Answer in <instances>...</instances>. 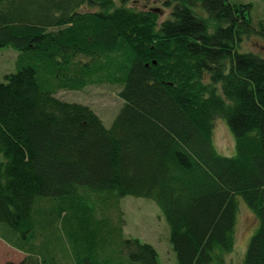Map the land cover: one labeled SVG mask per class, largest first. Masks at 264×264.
I'll list each match as a JSON object with an SVG mask.
<instances>
[{
	"label": "trees",
	"instance_id": "1",
	"mask_svg": "<svg viewBox=\"0 0 264 264\" xmlns=\"http://www.w3.org/2000/svg\"><path fill=\"white\" fill-rule=\"evenodd\" d=\"M121 1L0 0V48L20 52L18 71L0 82V224L29 244L41 200L80 189L151 199L177 264H225L244 203L258 228L241 264H264V57L238 51L246 38L264 39V19L253 24L251 4L166 0L160 23L154 8ZM35 61L54 71L52 91ZM106 84L124 103L111 128L89 106L55 96ZM218 118L235 155L215 145ZM100 232L94 240L111 249L88 264H160L152 245L121 228ZM25 253L7 264H40Z\"/></svg>",
	"mask_w": 264,
	"mask_h": 264
},
{
	"label": "rangeland",
	"instance_id": "2",
	"mask_svg": "<svg viewBox=\"0 0 264 264\" xmlns=\"http://www.w3.org/2000/svg\"><path fill=\"white\" fill-rule=\"evenodd\" d=\"M114 1L122 5L121 0ZM165 1L127 0L126 5L136 10L153 8L162 10L159 19L161 23L169 18L171 13V8L165 6ZM228 1L237 5L251 4L250 17L255 26L264 19V0ZM241 45L238 48L240 53L253 52L264 57V39L253 36L244 39ZM19 56L20 52L12 47L0 48V82L6 81L7 74L18 71ZM33 65L37 67L41 87L48 91L55 89L57 81L50 77L54 71L52 72V69L39 61H35ZM46 69L49 72L43 75ZM119 91V86L106 84L88 86L82 91L61 90L55 96L66 102L89 106L99 115L104 125L111 128L124 105L118 96ZM213 139L220 153L236 154L234 135L224 119H216ZM0 162H5L1 154ZM86 191L80 189L76 196L64 200L44 199L38 202L35 210L37 236L29 244V241L23 240L9 226L0 224V247L3 246L4 249L2 251L0 248V264L22 262L27 256L25 253L27 250L34 253L40 264L92 263L94 256H99L100 248L104 251L111 249L110 245L107 247L99 245L98 236L102 227L104 229L119 227L125 239H139L143 243L152 245L158 252L160 264H177L176 254L170 242L169 226L154 200L132 196L121 200L105 199L106 195L95 197L90 191L89 193ZM104 220H107L108 224L102 223ZM257 228V217L242 203L234 232L233 250L223 255L225 264L242 263L248 244ZM95 235L99 238L97 241L94 240ZM92 247H94L93 253Z\"/></svg>",
	"mask_w": 264,
	"mask_h": 264
},
{
	"label": "water",
	"instance_id": "3",
	"mask_svg": "<svg viewBox=\"0 0 264 264\" xmlns=\"http://www.w3.org/2000/svg\"><path fill=\"white\" fill-rule=\"evenodd\" d=\"M153 11L156 12V13H161L160 9H153Z\"/></svg>",
	"mask_w": 264,
	"mask_h": 264
},
{
	"label": "crops",
	"instance_id": "4",
	"mask_svg": "<svg viewBox=\"0 0 264 264\" xmlns=\"http://www.w3.org/2000/svg\"><path fill=\"white\" fill-rule=\"evenodd\" d=\"M8 246H9V245H8ZM0 248L2 249V251H4L3 246H1Z\"/></svg>",
	"mask_w": 264,
	"mask_h": 264
}]
</instances>
